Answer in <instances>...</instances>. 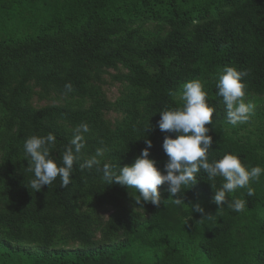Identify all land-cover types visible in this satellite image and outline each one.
<instances>
[{
	"label": "trees",
	"instance_id": "1",
	"mask_svg": "<svg viewBox=\"0 0 264 264\" xmlns=\"http://www.w3.org/2000/svg\"><path fill=\"white\" fill-rule=\"evenodd\" d=\"M226 67L249 72L245 102L256 107L247 123L227 120L216 87ZM105 76L121 87L113 101ZM192 80L215 108L209 162L234 154L249 170L264 168V0H0V264H264V173L250 184L254 196L229 194V203L246 201L241 213L217 210L213 197L226 181L209 182L203 170L183 205L161 186L158 209L103 180L104 163L133 164L145 137L166 174L163 141L177 134L160 131V112L182 107ZM35 97L52 103L37 106ZM82 123L90 131L70 185L57 177L35 192L26 140L54 134L51 158L63 166ZM104 147L99 167L81 171ZM196 202L210 215L192 212Z\"/></svg>",
	"mask_w": 264,
	"mask_h": 264
},
{
	"label": "clouds",
	"instance_id": "2",
	"mask_svg": "<svg viewBox=\"0 0 264 264\" xmlns=\"http://www.w3.org/2000/svg\"><path fill=\"white\" fill-rule=\"evenodd\" d=\"M249 75L248 70L238 71L234 67H226L219 76L216 87L218 94L223 98L227 110V120L236 125L247 123L256 105L253 102H245L246 84L243 77ZM74 91L71 82L65 85L64 95ZM180 99L184 102L180 108L160 112L159 129L164 133H176V137L165 136L163 149L168 157L164 165L166 174L162 173L155 165L156 161L150 159L151 140L145 137L146 147L136 158L133 164L120 167L116 164L104 163L103 180L107 185L113 183L135 189L139 195L133 197L140 207L151 203L157 209L160 208L162 198L160 187L167 184L168 191L175 205L185 204L184 190L197 183V174L204 171L209 182L217 177H223L226 182L215 191L213 202L218 206L217 210L227 204L237 213L246 210V201L235 198L229 203V194H234L238 189L246 188L249 197L255 195V189L250 186L252 181H259L264 168L259 166L246 168L240 158L234 154H225L220 160L209 162V149L212 148L213 139L208 134L215 108L207 102V92L204 83L200 80H192L183 85ZM152 130L150 125L145 131ZM74 136L63 154V166H58L51 158V149L55 147L56 137L49 133L46 137L32 136L24 144L25 154L28 158V172H34L31 180V188L39 192L43 186L49 187L59 177L61 187H68L74 171V164L80 158L82 149L85 148L84 133L90 131L86 123H82L74 130ZM101 144L104 142L101 140ZM109 151L106 147L97 148L95 155L80 164V170L99 167L101 158ZM212 188L214 184L211 183ZM191 203V202H190ZM192 212L200 213L201 217L210 214L199 202L191 204ZM191 217H189L190 219ZM188 221V220H187ZM185 222V224L187 223Z\"/></svg>",
	"mask_w": 264,
	"mask_h": 264
},
{
	"label": "rangeland",
	"instance_id": "3",
	"mask_svg": "<svg viewBox=\"0 0 264 264\" xmlns=\"http://www.w3.org/2000/svg\"><path fill=\"white\" fill-rule=\"evenodd\" d=\"M113 72V71H111ZM106 80L108 81V84L104 86V90H105V93H106V96L109 100H115L119 94H120V90H121V87H120V84L118 82H115L113 80H110L109 76H105ZM113 82V83H112ZM33 102L35 105L37 106H42V105H45L47 103H52L50 101H39L37 100V98L35 97L33 99ZM106 117L108 119H110L112 122L116 119V118H119V115L117 113H114V112H109L106 114ZM257 124V121H255V125ZM250 129H254V127L251 125L250 126ZM256 131V130H255ZM264 130L262 129V131L260 132V135H262V132ZM245 131H242V133H244ZM111 213V210H107L104 212V216L105 218L108 217V215Z\"/></svg>",
	"mask_w": 264,
	"mask_h": 264
}]
</instances>
